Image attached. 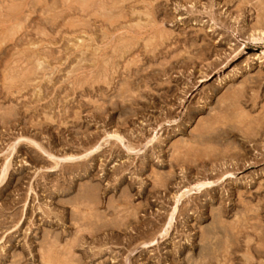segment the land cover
I'll return each instance as SVG.
<instances>
[{"label": "rangeland", "instance_id": "rangeland-1", "mask_svg": "<svg viewBox=\"0 0 264 264\" xmlns=\"http://www.w3.org/2000/svg\"><path fill=\"white\" fill-rule=\"evenodd\" d=\"M262 30L264 0H0V264H264Z\"/></svg>", "mask_w": 264, "mask_h": 264}, {"label": "bare ground", "instance_id": "bare-ground-1", "mask_svg": "<svg viewBox=\"0 0 264 264\" xmlns=\"http://www.w3.org/2000/svg\"><path fill=\"white\" fill-rule=\"evenodd\" d=\"M259 37H261L262 39H264V31H260L259 33H257ZM5 170L2 171V173L4 174ZM208 185H211V182L210 181H206V182H201L199 184L196 185L195 188H191V189H187L185 191L182 192L181 196L180 197H183L185 194H187L188 192H190L192 189H201L202 187L204 186H208ZM180 200V199H179ZM176 209V208H175ZM171 221V220H170ZM169 224V223H168ZM168 227V226H167ZM166 232V230H165ZM225 248V247H224ZM261 248V247H260ZM54 254V253H53Z\"/></svg>", "mask_w": 264, "mask_h": 264}]
</instances>
